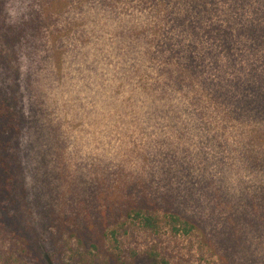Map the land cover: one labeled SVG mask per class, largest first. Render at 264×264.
Instances as JSON below:
<instances>
[{
    "label": "rangeland",
    "instance_id": "rangeland-1",
    "mask_svg": "<svg viewBox=\"0 0 264 264\" xmlns=\"http://www.w3.org/2000/svg\"><path fill=\"white\" fill-rule=\"evenodd\" d=\"M122 1L140 18L130 27L155 25L142 11L152 0ZM259 1L257 12L256 0L214 1L233 38L199 66L191 120L136 93L148 45L119 32L115 0H4L0 97L20 129L19 210L0 203V264H34L15 221L43 264H264Z\"/></svg>",
    "mask_w": 264,
    "mask_h": 264
},
{
    "label": "trees",
    "instance_id": "trees-1",
    "mask_svg": "<svg viewBox=\"0 0 264 264\" xmlns=\"http://www.w3.org/2000/svg\"><path fill=\"white\" fill-rule=\"evenodd\" d=\"M169 1L152 0L153 5L144 7L142 11L146 16L149 13V18L155 25L153 27L145 25L140 29L141 26L137 28L138 24L131 27L128 24L129 19L133 21L140 19L137 14L133 17L128 15L123 8H120L121 4H124L123 1L115 0L113 5L117 9L116 24L117 28L120 29H118L119 32L126 35L127 31L134 30L137 37L139 36L138 42L141 41L148 45L145 49L149 60L148 70L145 69V72H140V69H137L139 84L136 87V93H140L141 90L143 94L148 95L149 99H146L145 102L151 109L162 110L165 106L169 107L170 111L175 113L176 119L180 118L179 113L182 110L192 111L189 114L191 116L189 119L192 120L195 109L191 105L197 102V96L194 94L199 66L203 62L206 67L208 66V58L209 54L213 52V44H220L221 47L228 44L229 40L233 38V33L230 32L234 24L229 18H227V22L215 23L212 14L215 0H183L182 2L175 1L172 4ZM256 1L258 2L252 5L255 12L259 11L263 5L259 0ZM4 4V0H0V6L2 7ZM231 13L229 8L225 10L226 17ZM238 15L242 17L241 12ZM246 21L244 19V22ZM167 24L168 26H166ZM165 28L169 30L165 31ZM215 29L217 30L214 31ZM146 32L149 33V36L152 34L153 38L147 39L148 34ZM198 43L203 44L202 60H199L200 53L196 51ZM132 48L135 53H138V46L134 45ZM223 54H225V59L221 60V63L225 66L230 57L229 54H231L230 50L228 49ZM151 72H155V75ZM180 93L187 95L184 96ZM189 119L185 118V120ZM19 130L17 113L12 102L7 97H0V203L3 206L12 207L15 217L18 216L19 210L17 204L19 180L13 147ZM146 219L147 222L152 221L150 216H147ZM19 223L20 221H15L13 229L22 237L20 239L21 246L30 249L34 264L35 255L37 263L43 264V261L39 259V254H41L40 241L37 239L33 244L29 242L27 236L22 235V230L25 229Z\"/></svg>",
    "mask_w": 264,
    "mask_h": 264
}]
</instances>
